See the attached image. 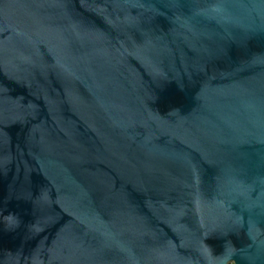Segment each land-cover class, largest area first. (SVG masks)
I'll return each mask as SVG.
<instances>
[{
	"label": "water",
	"instance_id": "95a60500",
	"mask_svg": "<svg viewBox=\"0 0 264 264\" xmlns=\"http://www.w3.org/2000/svg\"><path fill=\"white\" fill-rule=\"evenodd\" d=\"M0 264H264V0H0Z\"/></svg>",
	"mask_w": 264,
	"mask_h": 264
}]
</instances>
